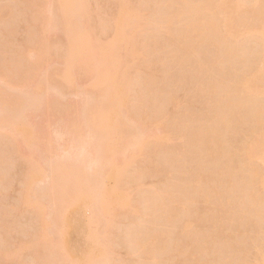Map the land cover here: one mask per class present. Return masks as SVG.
I'll return each mask as SVG.
<instances>
[{
    "label": "rangeland",
    "instance_id": "374dc122",
    "mask_svg": "<svg viewBox=\"0 0 264 264\" xmlns=\"http://www.w3.org/2000/svg\"><path fill=\"white\" fill-rule=\"evenodd\" d=\"M29 1L0 0V84L4 85L8 93H18L20 87L22 91L30 92L41 80L44 86L43 93L38 96L39 102H34L25 108L26 110L23 109L24 111H18L14 97L7 95L3 102L0 101V264H48L51 257L55 259L51 264H70L75 260H81V264H228L230 260L232 264H264V245L260 243L264 240V213L259 220L248 217L250 210L258 209V203H237L240 190H227L228 183L214 187L209 177L201 182L200 187L204 194L207 190H213V195H205L204 200L203 193L197 191L194 183L180 177L181 172L190 166V174L195 175L200 171L197 157H191L194 155L191 154L193 148H188L186 153L184 151L187 146L185 138L182 137L181 122L184 121V116L194 121L198 118H211L216 103L215 97L209 91L213 79L219 77L222 89L228 88L233 84L232 71L238 69V75L241 73L243 76L241 80H236L247 89V85L254 84L256 66H251L244 73L242 61H237L235 57H228L225 64L218 66L215 62L222 56L223 51L204 46L199 49L198 56L205 65L197 77L189 80L192 83L191 87L187 88L188 77L185 79L183 75L187 67L170 56L173 53L166 33L164 12L171 2L127 0L136 13L131 19L129 32L133 34L135 44L137 43V53L135 57L129 56L127 59L126 54L134 48L128 44L120 49L118 61L114 63L115 68L123 69V77L117 78H120L122 84V80L129 84L118 93L122 101L119 107V128L113 133L112 139L100 141L101 145L96 146L94 140L84 143L85 151L80 154L77 147L78 135L87 136L89 132L87 128H79L76 124L81 125L88 102H98L86 92L91 83L90 73L85 72L78 76L72 87L66 84L69 87L67 88L64 84V92L51 86V82L55 81L54 76L50 82L46 79L47 75H54L65 66L61 50H58L63 32L50 20L51 25H47L45 30L47 43L50 42L51 45L44 44V48L39 44L43 49H35L38 38L36 35L29 37L32 34L30 28L33 25L41 27L45 24L48 13ZM86 1L90 11L87 25L91 27L95 45L101 50L111 40V30L104 29L100 32V29L97 30L100 25L97 28L96 26L99 20L103 22V18L110 17L114 5L111 6L112 3L110 5L108 0ZM37 10H40L42 15L40 20L34 21L33 16ZM261 13H264L262 7L260 14L254 16L257 24L264 20ZM36 27L35 30L39 28ZM27 34L28 39L32 40L27 39ZM194 34L190 33L192 36ZM243 37L239 36L238 39ZM20 50L42 59L43 63L36 66L33 64L30 73L32 75H29L31 79L29 82L21 80L17 88L10 86L8 80H5V71L16 74L17 69L22 67L21 63L19 68L16 67V63L18 65L20 62H17L16 58L21 59L19 56L23 55ZM19 51L21 54L17 56ZM58 51L60 55L55 53ZM95 59L97 68L109 65L107 53L101 52ZM25 60L26 58L23 62L21 59L22 63L25 64ZM125 60L126 66L122 68ZM190 64L195 65L194 58L188 65ZM26 68L27 64L24 69L22 67V72ZM8 69L15 71L9 72ZM18 73L21 75V71ZM246 80L251 83L247 84ZM145 82L149 86L157 85L166 91L159 90L164 96L160 97L162 102L165 101L160 113L155 112L153 99L150 95L145 97L143 86L139 85ZM170 83L175 87L169 86ZM137 89L142 90L144 96L138 94ZM124 123L127 128L123 130ZM19 124L25 132L19 130ZM9 127L11 130H6ZM247 129L248 123L244 121L235 126V130L231 132L233 147L240 148L243 146L242 141L247 138L246 135L251 136ZM30 130L34 132L33 137L30 136ZM152 132L166 134L161 138V148L157 145L158 142H154ZM147 133L151 135L147 137ZM143 140H146L145 144H142ZM164 149H169L171 159L161 164L160 152ZM185 154L186 158L182 162L177 160ZM68 161L87 165L86 171L91 181L81 189L90 187L92 201L81 211H69L60 235L61 232L58 231L61 226L57 219L60 206L64 203H55L53 200L55 188L50 186H54L57 172L55 168L51 169L49 164L52 163L55 167V163ZM184 161L185 168L181 165ZM249 163L260 168L259 176L254 178L250 187L255 198L264 197V175H261L264 163L255 158H249ZM112 164L118 166L115 172L109 170ZM68 167L70 166L64 165L65 169ZM33 169H37L36 172ZM202 172L206 176L211 169H204ZM242 175V170L234 172V181L239 187L243 186ZM186 176L188 178L189 174ZM188 191L195 195L200 203H173L172 206L180 212L173 222L168 220L165 207L155 210L153 204L149 205L145 197L149 192L167 196L168 193ZM166 196H163L165 203H161L164 206L171 204V199L168 200ZM228 198L231 203H228ZM84 210L86 214L82 213ZM229 210L236 213L232 221L223 218ZM92 213L98 217L97 225H90L91 222H88V214ZM86 225H89L90 230H87ZM183 226L187 227V233L182 231ZM92 228H96V232ZM42 229L46 231L47 236L55 238L52 243L55 242L56 246L51 251L53 253L57 248L59 251L54 253L59 252L58 255L56 253L58 257L54 253L51 256L50 250L46 249V242H51V237L41 236ZM89 236L93 239H88ZM154 238H158V243L165 241L163 252L143 245ZM191 239L196 240L199 251L193 249L195 244L190 243ZM174 242L176 247L172 248ZM52 243L49 247L53 246ZM217 250L221 252L219 257Z\"/></svg>",
    "mask_w": 264,
    "mask_h": 264
},
{
    "label": "bare ground",
    "instance_id": "6f19581e",
    "mask_svg": "<svg viewBox=\"0 0 264 264\" xmlns=\"http://www.w3.org/2000/svg\"><path fill=\"white\" fill-rule=\"evenodd\" d=\"M169 1L171 3L167 5L166 12H164V19L167 23L166 33L172 46L171 52L173 54L170 56L174 57V60L179 64H184L187 67V70L183 73V75L184 78L188 77L187 81L189 82V86L187 84H182V86L187 85V88L191 87L192 82L190 83V81L198 76L197 74L205 65V62L198 56L199 49L204 46L207 48H217L223 51L222 56L215 62L218 66L225 64L228 57H231L232 59L235 57L237 61H242V65H244L242 66L244 73L251 66H256L254 84L246 80L247 84L251 83L246 86L247 89L243 88L236 80H241L243 76L241 73L238 75V69L232 71L231 75L233 84L228 88L224 87V89H222L223 86L220 85L221 82L219 81L221 79L219 77L213 79L214 82L209 91L213 97H215L216 103L211 118H198L194 121L184 116V121L181 122L183 128L182 137L185 138L187 142V146L184 148V151L186 153L188 148H193V151L191 152L190 150L189 153L191 152V154H194L191 157H197L196 161L199 163L200 171L195 175L190 174V166L181 172L180 177L187 182L194 183L198 188L197 191L203 193L204 200L205 195H213V190H207L206 194H204V190L200 187L201 182L206 181L207 177H209V180L213 183L214 187L228 183L226 188L227 190H240L241 192L238 200H236L237 203H258V209H255V211L250 210L248 217L259 220V218L261 219L262 213H264V197L255 198L254 191L250 185L254 178L259 176L260 168L249 163V158L261 160L264 163V20L261 24H257V20L255 18L260 14L261 7L264 8V0ZM30 2L31 4H35L37 7L40 6L42 11L44 9V11L48 13V19L45 24L41 25V27L38 25L37 27L39 28H37L35 25L37 28L35 30L34 25L31 28L29 26L33 34L32 35L30 33L31 36L29 37H34L36 35V38H38L35 44V49L38 48L37 50L41 51V49H43L42 47L45 48V46L51 45H49L50 42L47 43V33L45 30L47 25H51L50 20L53 22L54 26H57L58 29L61 28V31L63 32V35L60 38L61 41L57 40L60 41V47H57L58 50H61V56L65 62V66L58 73L54 75H47L46 79L50 82V79L54 76L55 81L54 83L51 82V86L58 91L60 90V92H64V86L66 84L72 87L75 85L78 76L85 72L90 73L89 80L91 83L86 89V92L92 96L93 99L98 100V102L97 104H90V102H88L86 112L84 113V116H82L81 125L76 124L79 128H87L89 132V135L87 136L78 135L77 141L79 146L77 147L80 149L79 153L82 154V151H85L84 148L86 143L94 140L97 143L95 144L96 146L101 145L99 144L100 141L112 139L113 133H115L119 128V107L122 101L119 98L120 95L118 93L121 92L120 89L128 87L129 84L124 80H122V84L120 82V78H117V76L123 77V69L115 68L114 63L118 61L120 49L128 44L133 45L134 48L126 54V58L128 59L129 56L132 58L136 56L137 43L135 44L133 39L134 36L131 32H129L131 19L136 16V13L134 12L133 7H130L127 0H108L110 5L112 3L111 6L114 5V10L110 13V19L103 18V22H99L101 21L99 20L96 28L100 25L97 29H100V32L104 29L111 30V40L107 42L108 44L102 47L101 50H98L99 47L97 48L94 40L92 39L91 27L87 25V21L90 18V11L86 0H43L42 3L41 0H30L29 3ZM261 14V16L264 15V13ZM41 15V11L37 10L33 16V19H35L34 21H36V19L40 20ZM28 30L29 29H27V31ZM9 32L12 31L9 30ZM193 32L195 33L194 36L190 35V33ZM28 35L29 34H27V39ZM239 36L244 37L243 39H238ZM39 44H41L42 47ZM44 44L46 45L43 46ZM20 51L17 52V56L20 55L21 52L23 53V51ZM101 52L105 54L107 53V62L109 65L97 68L98 63L95 56H99V53ZM55 53L59 54L60 52L58 51ZM23 55L25 56L24 58H26L25 64L22 63V61L24 62ZM23 55L21 54L22 57L19 56L22 61L21 59H18V57L16 58L17 62L20 60L18 65L16 63V67L18 66L19 68L21 63L24 69V65L26 66L27 64V68L24 72H22V67H20L21 69L19 68L20 70H16L17 72L21 71V75L18 73L20 76L17 72L16 74L13 72L15 70L12 71L8 69V71L10 70L9 72H13L15 75L5 71V80H8L10 86L13 85L18 88V82L21 80L29 82L31 79H29V75H32L30 73L33 64L36 66L41 62L43 63L42 59L33 55L31 56L27 51H25ZM192 58L195 59V65L193 66L190 64L189 66L188 64L191 62ZM126 63L127 60L124 61L122 68L126 66ZM2 72L4 73L3 70ZM168 78L170 77L168 76ZM170 81L171 80H169V82ZM62 83L63 85H61ZM56 84L61 86L63 89H59L60 87ZM142 84L139 85L141 87L143 86L142 90L144 95H146L145 97H148L149 95L151 96V99H153V105L155 106V112L160 113L163 110L162 103L165 102H162L163 100L160 98H164V96L161 95L162 92L159 91L161 87H157V85L149 86L147 82L143 85ZM173 84L175 85V82H173ZM194 86L195 84L193 87ZM43 87V81L41 80L40 83L38 82L30 92L22 91L20 87V91L18 93H8L4 85L0 84V101L3 102L4 99L7 98V95L14 97L18 111H24L23 109L31 106L34 102H39L38 96L43 93ZM67 88L69 87L67 86ZM142 90L140 91L139 89L138 91L137 89L138 94L144 96L142 95ZM162 90L165 91V89H161V91ZM181 117L183 116L181 115ZM240 121L248 123L247 131L253 137L251 138V136L246 135L247 138L242 141L243 146L235 148L232 145L231 132L235 130V126ZM76 125L72 126L75 127ZM123 126L125 127L123 130L127 128V124L124 123ZM19 127V130L25 132L21 124H19ZM6 130H11V127ZM227 132L229 133L226 134ZM151 134L154 136V142H158V144H156L160 145L159 148H161L163 146V143H160L161 138L165 137L166 134L161 133L160 135L158 132H152ZM151 134L147 133V137ZM30 136H34V132L32 130H30ZM247 141L250 142L246 146L245 143ZM143 143L145 144L146 140H143L142 144ZM160 155L161 157L159 162L162 160V163L160 162L161 164H165L171 159L169 149L162 150ZM185 158L186 154L185 156L182 155L178 157L177 160L182 162ZM49 165L51 169L55 168L57 172V178H52L53 180L55 179L53 182L56 187L50 186L52 189L55 188L53 191V200L55 203H64L60 206L61 210L59 212V218L57 219V223L61 226H59L60 230L58 232H61L59 234L62 235V227H64L63 223L65 222L64 219L69 211H81L87 203L92 201V198L90 197V187L87 186L85 190L81 189L83 186L90 183L91 177H89L86 171L87 165L82 162H59L57 164L55 163V167L52 163ZM64 165H68L70 167L65 169ZM181 165L185 168V161L181 163ZM117 168L118 166L112 164L109 170L111 172H115ZM204 169H211V172L205 176L202 172ZM33 170L36 172L37 169ZM236 170H242L243 172V175L241 176V181L243 182L242 187H239L238 183L234 181V172ZM186 174H189L188 178ZM261 175H264V171ZM80 182H84L85 184H80ZM90 185L93 187V183ZM164 195L166 196V194ZM163 196L157 195L155 192H149V194L145 197L147 203L149 205L153 204V208L155 210L160 209L161 207L163 209V207H165L168 213L167 218L170 222L175 221L180 215V212L172 206L173 203H200V200L189 191L178 194H175L174 192L168 193L166 197L168 200L171 199V204L166 206L161 204L165 203ZM228 199V203H231V200ZM82 213L86 214V211ZM235 214L236 213L234 211L229 210L226 215L224 214L223 218L227 221H232ZM88 215H90L88 216L90 217V219L88 218V222H91L90 225L92 223H96L95 225H97V215L93 213ZM87 227V230H90L89 225ZM93 230L95 231L96 228ZM94 231L91 232L94 233ZM182 231L187 233V227L183 226ZM59 234L57 236H59ZM40 235L47 236L46 231L42 229L40 231ZM91 237L94 236L91 235ZM91 237L89 236L88 239ZM165 239L166 237L164 240ZM52 240H55V238L52 239L51 237V242L49 240L48 243L46 242L48 246L46 249L48 248V251L50 250L49 252L51 253V256H53V253L58 250L56 248V250L52 253L55 248L54 246H56L55 242L52 243ZM156 240H158V238H154V240L149 241L148 243L144 242L143 245H147L149 249L163 252L165 248V241H163V243L161 241V244ZM62 241L64 242V238ZM50 243L53 244L52 247H49ZM190 243L195 244L193 249L198 251L200 250V247L195 239H191ZM260 243L261 245H264V240ZM59 246L61 245L59 244ZM175 247L176 242H174L172 248ZM56 253L57 255L59 254V252ZM56 253H54V255L58 257ZM216 253L217 257L221 254L218 250ZM51 258H49L50 262H48V264L53 263L54 258ZM233 258L236 259L235 257ZM262 260L264 262V257ZM80 261L81 260H75L74 263L73 261H71V263L76 264ZM81 262L79 264H81ZM228 264H232V260H230Z\"/></svg>",
    "mask_w": 264,
    "mask_h": 264
}]
</instances>
